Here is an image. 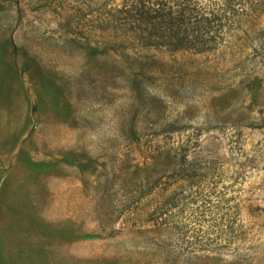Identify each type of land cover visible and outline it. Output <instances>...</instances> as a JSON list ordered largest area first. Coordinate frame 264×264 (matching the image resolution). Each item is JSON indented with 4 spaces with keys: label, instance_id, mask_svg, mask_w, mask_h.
Masks as SVG:
<instances>
[{
    "label": "rangeland",
    "instance_id": "rangeland-1",
    "mask_svg": "<svg viewBox=\"0 0 264 264\" xmlns=\"http://www.w3.org/2000/svg\"><path fill=\"white\" fill-rule=\"evenodd\" d=\"M80 1L0 0V264H264V0L155 60Z\"/></svg>",
    "mask_w": 264,
    "mask_h": 264
},
{
    "label": "trees",
    "instance_id": "trees-1",
    "mask_svg": "<svg viewBox=\"0 0 264 264\" xmlns=\"http://www.w3.org/2000/svg\"><path fill=\"white\" fill-rule=\"evenodd\" d=\"M243 1L81 0L78 20L99 33L119 34L144 59L155 60L157 52L215 54L238 37L240 18L248 15L246 8H240ZM261 2L247 1L248 12L256 11ZM173 152L176 173L192 178L199 165L186 160L182 147Z\"/></svg>",
    "mask_w": 264,
    "mask_h": 264
}]
</instances>
